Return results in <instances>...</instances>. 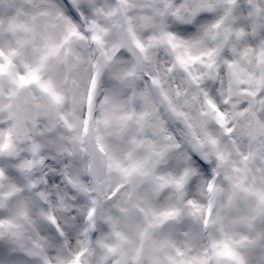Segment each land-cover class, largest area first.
<instances>
[{"label": "clouds", "instance_id": "1", "mask_svg": "<svg viewBox=\"0 0 264 264\" xmlns=\"http://www.w3.org/2000/svg\"><path fill=\"white\" fill-rule=\"evenodd\" d=\"M0 264H264V0H0Z\"/></svg>", "mask_w": 264, "mask_h": 264}]
</instances>
